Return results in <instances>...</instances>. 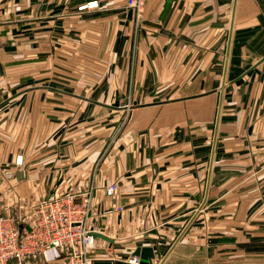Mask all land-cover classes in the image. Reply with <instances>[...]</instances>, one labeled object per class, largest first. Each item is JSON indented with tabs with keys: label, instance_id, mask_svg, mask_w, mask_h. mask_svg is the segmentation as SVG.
Wrapping results in <instances>:
<instances>
[{
	"label": "crops",
	"instance_id": "crops-1",
	"mask_svg": "<svg viewBox=\"0 0 264 264\" xmlns=\"http://www.w3.org/2000/svg\"><path fill=\"white\" fill-rule=\"evenodd\" d=\"M86 1L0 0V200L7 185L23 199L45 180L90 183V226L110 238L94 235L93 264H134L136 247L156 264L203 197L212 149L205 200L161 264H264V0H169L162 17L164 0ZM74 35L94 70L132 56V82L44 78Z\"/></svg>",
	"mask_w": 264,
	"mask_h": 264
},
{
	"label": "built area",
	"instance_id": "built-area-1",
	"mask_svg": "<svg viewBox=\"0 0 264 264\" xmlns=\"http://www.w3.org/2000/svg\"><path fill=\"white\" fill-rule=\"evenodd\" d=\"M143 1L127 0V4L138 10ZM96 6V0H88L77 8ZM21 156L15 155V164L21 163ZM116 187L115 182H109L104 193L112 195ZM91 196V185L75 183L68 189H53L38 196L20 221L0 212V264H25L49 248L59 249L62 264H93L99 260L101 256L94 252L93 228L88 225ZM127 260L136 263L138 258L132 255Z\"/></svg>",
	"mask_w": 264,
	"mask_h": 264
},
{
	"label": "rangeland",
	"instance_id": "rangeland-1",
	"mask_svg": "<svg viewBox=\"0 0 264 264\" xmlns=\"http://www.w3.org/2000/svg\"><path fill=\"white\" fill-rule=\"evenodd\" d=\"M103 40L100 42L102 43ZM103 42H106L105 40ZM104 46V45H103ZM79 48H83V46L79 45V42L77 40L76 35L71 36V44H70V55L67 58V61H65V57L61 56H55L54 57V71L52 74H49L48 76L44 78H49V80H69L71 83L73 82H81L83 80H88V79H97V80H105L111 77V75L117 76V78H123L125 81L128 83L132 82L134 79L135 72L132 71V63H133V57L129 56L128 57V66L127 70L118 72V73H110L109 72V66L108 65V60L110 57L108 56H96V65H98L97 69H93L92 64L94 63L91 61L94 57L93 56H84L79 54ZM62 58H64V66L62 64ZM92 63V64H90ZM100 67V68H99ZM131 85V84H128ZM131 87H128L126 89V93L124 92V95L129 97L131 96ZM106 90V89H103ZM125 91V89H123ZM120 96V95H119ZM123 97V96H122ZM120 98V97H119ZM130 103H124L125 105H129ZM123 115V114H122ZM121 115V116H122ZM124 116V115H123ZM124 119V118H122ZM119 119V120H122ZM94 169H91V172H93ZM50 180L43 181V183H40L33 189V195H27L24 196V198H20L18 193H10L11 192V187L10 185H7L6 187V194L3 195V198L6 199H1L0 200V212L5 213V214H11L15 216L19 221L21 219H24L25 214H28V208L32 205L34 200L40 196L41 194L48 193L52 191L54 188V183H50ZM75 184V183H74ZM54 185V186H53ZM73 185V184H72ZM71 185V186H72ZM84 185H91L90 183L84 184ZM70 186V187H71ZM92 187V186H91ZM29 188V187H28ZM30 189V188H29ZM68 189V188H67ZM30 191V190H28ZM90 220V219H89ZM88 225L90 226V222L88 221ZM91 227V226H90ZM129 248V247H128ZM130 250V249H129ZM125 251H120L118 253V257H123L127 258L125 256Z\"/></svg>",
	"mask_w": 264,
	"mask_h": 264
},
{
	"label": "water",
	"instance_id": "water-1",
	"mask_svg": "<svg viewBox=\"0 0 264 264\" xmlns=\"http://www.w3.org/2000/svg\"><path fill=\"white\" fill-rule=\"evenodd\" d=\"M168 4H169V0H164L163 5H162V9L160 11L159 17H162L163 16V14L165 13V11L167 9ZM223 78H224V71L222 73V79H221L220 87H222V85H223ZM220 101H221V91H220V94H219L217 108H216V113H215V123H214L213 140H214L215 132H216V126H217V120H218V114H219V108H220ZM211 159H212V149H211V153H210V157H209V162H208V170H207V176H206V187H205L204 194H203V197H202L201 201L199 202V204L197 205L195 211L189 217V219L187 220V222L185 223V225L182 227V229L177 233V235L175 236V238L172 240V242L170 243V245L165 250V252L160 257V259L157 261L156 264H161L163 262V260L166 258V256L168 255V253L171 251V249L173 248V246L175 245V243L177 242V240L179 239V237L182 235V233L185 230V228L187 227V225L190 223V221L192 220V218L196 214L197 210L202 206V204H203V202L205 200V195H206V188H207V182H208L209 171H210V166H211ZM91 232L94 235L103 237L105 239H110L109 237H107L106 235H104L101 232H98V231H91ZM139 252H140V247H136L134 249V251H133V254L136 255V256H138L139 255ZM102 262L103 263H101V264H112L113 263V262L111 263V261H102ZM121 263L122 262H120L119 260L114 262V264H121ZM134 264H146V261L143 259V257L140 256V258L138 259V261L136 263H134Z\"/></svg>",
	"mask_w": 264,
	"mask_h": 264
},
{
	"label": "bare ground",
	"instance_id": "bare-ground-1",
	"mask_svg": "<svg viewBox=\"0 0 264 264\" xmlns=\"http://www.w3.org/2000/svg\"><path fill=\"white\" fill-rule=\"evenodd\" d=\"M22 157V156H21Z\"/></svg>",
	"mask_w": 264,
	"mask_h": 264
}]
</instances>
